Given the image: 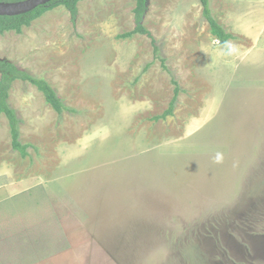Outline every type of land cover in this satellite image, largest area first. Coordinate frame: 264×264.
I'll list each match as a JSON object with an SVG mask.
<instances>
[{
	"label": "rangeland",
	"instance_id": "374dc122",
	"mask_svg": "<svg viewBox=\"0 0 264 264\" xmlns=\"http://www.w3.org/2000/svg\"><path fill=\"white\" fill-rule=\"evenodd\" d=\"M58 6L0 34V60L47 79L0 117V264H264V0ZM1 77V74H0ZM180 92L172 115L157 117Z\"/></svg>",
	"mask_w": 264,
	"mask_h": 264
},
{
	"label": "trees",
	"instance_id": "16d2710c",
	"mask_svg": "<svg viewBox=\"0 0 264 264\" xmlns=\"http://www.w3.org/2000/svg\"><path fill=\"white\" fill-rule=\"evenodd\" d=\"M3 2H16L21 0H0ZM82 0H52L51 2L40 5L34 10L27 12L21 15L15 16H0V34H3L7 31H16L21 33L23 27L30 26L34 20L41 17L47 11H50L58 6L66 7L69 12L75 18L78 14V4ZM135 1V20L136 26L133 30L121 34L120 37L126 38L131 37L134 34H142L152 37L151 32L144 26V16L147 12V3L148 0H134ZM203 8V16L209 22L211 26L212 33L215 37L220 40V42L227 46L228 40L233 36L228 33L225 28L219 24L213 14V9L211 5V0H200ZM152 42L154 45V54L155 57L160 59L163 65V68L171 72L169 67L166 64V59L159 54L160 48L157 45L156 39L152 37ZM0 117L2 114H5L9 121L11 128L12 136V146L15 150H18L22 156L28 155V148L31 146L29 144H24L20 137V123L21 119L18 117L17 112L11 107L9 102L10 91L12 85L16 80H22L29 82L35 85L43 94L48 104L61 116L65 111L74 112V109L67 107L63 99L58 95L55 88L50 84V82L42 77H36L27 70L20 68L16 63L8 60H0ZM174 83L176 85V93L172 99L169 108L161 116L165 118L168 115H172L175 103L177 101L178 94L180 92L179 82L175 79Z\"/></svg>",
	"mask_w": 264,
	"mask_h": 264
},
{
	"label": "water",
	"instance_id": "95a60500",
	"mask_svg": "<svg viewBox=\"0 0 264 264\" xmlns=\"http://www.w3.org/2000/svg\"><path fill=\"white\" fill-rule=\"evenodd\" d=\"M52 0H21L16 2L0 1V16H15L25 14L40 5L47 4Z\"/></svg>",
	"mask_w": 264,
	"mask_h": 264
}]
</instances>
